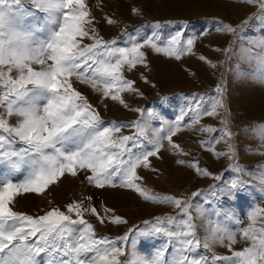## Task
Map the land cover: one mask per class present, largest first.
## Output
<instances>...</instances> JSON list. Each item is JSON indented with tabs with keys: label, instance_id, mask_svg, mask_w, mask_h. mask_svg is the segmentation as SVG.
<instances>
[{
	"label": "snow or ice",
	"instance_id": "snow-or-ice-1",
	"mask_svg": "<svg viewBox=\"0 0 264 264\" xmlns=\"http://www.w3.org/2000/svg\"><path fill=\"white\" fill-rule=\"evenodd\" d=\"M244 2L259 4L264 15V0ZM29 3L31 8L24 0H0V108L4 109L0 112V264H264V208L251 210L247 226L236 232L221 223L220 212H215L217 218L212 219L206 209L197 207L194 217L189 200L154 193L139 182L143 178L137 170L150 168V157L160 158L163 141L168 142L174 154L187 156L173 137L183 127L200 125V132H221L219 138L201 141V147L211 150L217 158L226 157L230 161L228 171L237 173L232 182L212 186V196L232 199L244 190L247 182L239 178V173L251 174V170L241 168L236 149L229 143L233 133L228 127L222 86L217 85L214 96L194 93L184 97L188 101L186 108L175 121H162L159 128H151L150 121L157 116L153 109H134L141 118L131 123L105 122L88 98L74 87L73 78L101 93L102 98L127 108L122 94L138 89L135 81L125 77V68L131 71L138 65L147 66L145 48L180 60L192 53L195 38L183 39L178 31L166 41L155 34L142 41L131 37L121 47L117 39L106 40L100 35L87 0ZM133 13L139 14V10L133 9ZM105 19L108 25L117 24L111 17ZM155 26L159 27V22ZM216 31L235 34L237 29L220 22ZM260 47L264 48V43ZM249 54L264 69V53L249 50ZM162 100L166 102L167 98ZM205 116L220 117L224 128L202 125ZM13 117L15 123L11 122ZM124 129L135 131L125 135ZM259 138L264 140V125L259 126ZM221 141L227 147L216 151L215 144ZM177 163L194 169L198 175L222 180V175L202 169L198 161L180 159ZM20 172L23 178L14 179ZM80 174L95 188L128 189L145 201L179 209L176 215L144 221L146 227L138 230L144 240L163 238L164 243L147 257L122 261L120 257L127 256L129 243L135 246L138 242L132 236L134 230L115 239L99 236L85 218L91 214L101 224H126L123 217L109 215L114 213L112 209H105L102 215L91 203L78 200L67 204L66 211L51 208L38 216L14 210L18 196L43 195L66 175ZM258 183L264 192V170ZM84 199L90 202L92 198ZM224 216L230 218L227 213ZM205 217L206 234L201 238L195 221ZM237 235L247 246L233 248L238 243ZM217 245L226 247L231 254L218 255Z\"/></svg>",
	"mask_w": 264,
	"mask_h": 264
},
{
	"label": "rangeland",
	"instance_id": "rangeland-1",
	"mask_svg": "<svg viewBox=\"0 0 264 264\" xmlns=\"http://www.w3.org/2000/svg\"><path fill=\"white\" fill-rule=\"evenodd\" d=\"M24 3L31 8L29 0ZM95 26L106 40L117 39L119 46L124 47L131 37L138 40L151 37L154 34L166 41L176 32L183 34V39L195 38L193 51L185 54L180 60L156 53L151 48H145L147 66L138 65L129 71L125 68L127 79L135 81L138 92H125L123 98L128 107L111 99L102 98L101 93L93 91L86 84H81L73 78L74 87L88 98V101L99 111L105 122L117 121L131 123L140 117L134 109H153L157 116L150 121L151 128H159L162 121L173 122L185 109L188 101L184 97L195 94L214 96L217 85L225 90L224 101L227 105L229 130L233 133L229 141L237 153L241 168L251 170L239 173V178L246 181L244 190L236 197L229 199L215 198L209 189L214 185H226L237 179V173L228 171L230 161L226 157L217 158L211 150L201 147V141L219 138L221 132H200V125L195 128L183 127L173 137L187 156L174 154L168 142L160 150L159 157H150V168H139V181L154 193L182 196L192 204V215H197V207L206 209L232 231L249 223L248 213L256 207L264 208V192L258 183L261 170H264V140L259 138V126L264 125V69L249 54V50L260 54L264 48V15L260 13L259 4H248L244 0H87ZM138 9L139 14H134ZM106 17L117 21L108 25ZM187 22L186 24L184 22ZM245 21H247L245 23ZM159 22V27L155 25ZM220 22L236 27L235 34H225L216 31ZM85 43L91 41L85 40ZM225 49L229 51L225 52ZM200 56L206 59L201 60ZM210 61L216 67H211ZM35 67H39L38 65ZM15 74V73H14ZM167 98L163 102L162 98ZM4 109L0 108V112ZM222 112L224 110H221ZM188 118L186 117V120ZM16 118H12L15 123ZM201 124L220 130L224 128L220 117H203ZM255 130V131H253ZM134 129H124L123 134L129 135ZM152 132L149 130V137ZM19 147V145H17ZM149 149L151 145L147 146ZM227 145L221 141L215 144L216 151H224ZM187 162L198 161L202 169H207L214 175H222V180L198 175L194 169L181 166L178 160ZM152 168L157 171H152ZM20 172L14 179H22ZM200 191L201 195L192 194ZM91 197L87 201L85 197ZM84 200L91 203L104 215L105 209L123 217L126 224H101L91 214L85 218L94 226L99 236L115 239L133 229V238L138 242L135 246L129 243L127 256L120 257L122 261H133L147 257L159 248L164 239L144 240L139 237L138 230L144 229V221H153L155 217L176 215L179 209L171 205L154 204L142 199L137 193L128 189L104 188L98 189L88 184L84 174L78 177L66 175L61 181L49 187L43 195L22 194L17 197L14 210L28 215H43L51 208L66 211V205L73 201ZM224 213L230 217L225 219ZM208 217L196 219L198 235L203 238L204 225ZM238 243L234 249L247 246V242L237 235ZM203 252L204 250L201 249ZM218 255H230L226 247L217 245Z\"/></svg>",
	"mask_w": 264,
	"mask_h": 264
}]
</instances>
